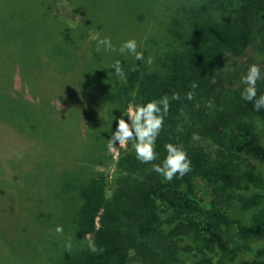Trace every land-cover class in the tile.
<instances>
[{
  "label": "trees",
  "instance_id": "obj_1",
  "mask_svg": "<svg viewBox=\"0 0 264 264\" xmlns=\"http://www.w3.org/2000/svg\"><path fill=\"white\" fill-rule=\"evenodd\" d=\"M167 12L168 17L162 15L160 20L158 11L152 12L146 24L141 15L135 16L132 25L138 31V50H145L143 62L111 52L105 53V60L103 51H96L97 30L75 27L78 21L69 24L59 17L65 27L83 32L78 50L71 45L69 67L57 74L58 95L53 100L65 106L70 102L79 124L95 123L97 139L86 148L74 144L71 154L58 153L63 156L50 171L61 188L76 194L71 198L76 211L71 224L60 226L47 213L23 210V223L9 233L12 238L24 236L26 245L33 244L28 240L34 237L43 251L41 264H229L222 258L231 254L226 238L230 206L247 190L250 199L264 196V174L258 170L264 164V143L257 130L258 121L264 124V109L255 112L252 103L240 98V78L246 72L238 70L248 51L251 60L264 63V0H183L175 12ZM46 58L54 61L51 55ZM117 60L123 67L119 79L110 68ZM105 61L108 75L100 76ZM258 88V95L264 94V81ZM37 91L35 87L36 97ZM173 93L179 99H170L157 151L163 157L166 143H182L192 170L165 181L150 171V164L140 163L127 145L119 148L117 171L110 182L104 174H96L94 166L112 159L108 139L121 112L164 95L171 98ZM29 118L38 124L28 116L24 122ZM34 129L26 125L24 135L30 138ZM233 157L247 166L237 169ZM65 163L69 167L56 169ZM78 163L84 174L77 191L63 181ZM199 181L210 197L198 195ZM248 220L235 227L237 234L242 239H263L264 208L255 209ZM260 250L257 258L240 264H264L260 259L264 246Z\"/></svg>",
  "mask_w": 264,
  "mask_h": 264
},
{
  "label": "rangeland",
  "instance_id": "obj_2",
  "mask_svg": "<svg viewBox=\"0 0 264 264\" xmlns=\"http://www.w3.org/2000/svg\"><path fill=\"white\" fill-rule=\"evenodd\" d=\"M182 1L0 0V264L43 262V251L37 247L34 237L28 240L33 244L26 245L24 236L12 238L9 233L17 231L16 228L23 223L20 212L23 210L37 212L38 215L47 213L60 226L71 224L76 212L71 198L76 194L61 188L50 171H55L56 165L53 164L63 156L58 153L71 154L74 144L86 148L97 139L93 134L95 123L79 124L70 102L65 106L57 99L53 100L58 95L57 74L61 73L60 69L69 67L66 65L70 62L71 45L78 50L76 44L83 32L65 27L60 23V18L69 24L73 20L78 21L75 27L97 30L96 36L110 37L113 45L119 49L124 41L138 36V31L132 25L136 23V15H141L146 24L152 12L158 11L156 15L160 20L162 15L168 17L167 10L170 14L175 12ZM250 52H246L238 62L243 64L238 70L246 72L250 64L259 63L264 73V63L251 60ZM105 53L102 56L104 59ZM111 53L113 56L121 55L119 51ZM67 54L66 59L64 56ZM49 55L50 60L54 61L46 58ZM57 63L61 66H57ZM104 64L99 71L100 76L108 75L106 61ZM35 87L39 88L38 97L34 93ZM76 115L80 116V113L76 112ZM25 116L33 117L38 124L31 118L25 123ZM33 122L35 124L32 125ZM26 125L35 126L30 138L24 135ZM45 127L49 129L44 135ZM257 130L264 143V124L258 121ZM39 137L45 140L44 143ZM126 146L117 145L110 149L108 155L112 159H107L104 165L94 166L93 171L104 174L110 182L117 171L119 148ZM235 158H231V161L237 169L242 170L247 166L245 161ZM68 165H58L56 169ZM83 169L79 163L71 166L67 181H63L64 186L80 190ZM258 170L264 174V164ZM204 184L199 181L198 195L210 197ZM250 194V190L243 192L228 210L230 223L226 228V238L231 254L222 258L225 263L240 264L244 260L257 258L264 246V238L242 239L235 229L238 224H248L249 215L255 209L264 208V196L250 199ZM96 221L98 223V218ZM260 259L264 260V255Z\"/></svg>",
  "mask_w": 264,
  "mask_h": 264
},
{
  "label": "clouds",
  "instance_id": "obj_3",
  "mask_svg": "<svg viewBox=\"0 0 264 264\" xmlns=\"http://www.w3.org/2000/svg\"><path fill=\"white\" fill-rule=\"evenodd\" d=\"M93 39L96 40L97 52L119 51L121 55L127 53L133 56L135 61L143 62L145 60V50H138L140 46L135 38L124 41L119 49L113 45L110 37L101 38L97 35ZM147 62L151 64V58H148ZM110 68L114 69L117 79L123 77V67L120 60L115 61ZM259 81H264V73H262L259 63H252L240 78V83L243 86L240 98L252 103L255 112L264 109V94L258 95ZM196 87L197 85L193 83L192 88L195 89ZM192 98L193 93L189 92L187 99L191 100ZM170 99H179V94L173 93L171 98L164 95L159 99L129 105L127 111L121 112V116L116 119V128L111 132L108 139L109 149L116 147L117 143L119 146L130 145L140 163L150 164V171L159 174L168 182H171L173 178H182L192 170L191 159L182 143H166L163 157L157 151V140L164 127L170 107ZM56 231L62 232V228L57 227Z\"/></svg>",
  "mask_w": 264,
  "mask_h": 264
}]
</instances>
